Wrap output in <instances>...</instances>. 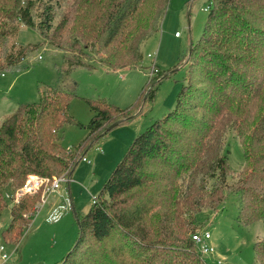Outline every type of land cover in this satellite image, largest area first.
I'll use <instances>...</instances> for the list:
<instances>
[{
	"label": "trees",
	"instance_id": "1",
	"mask_svg": "<svg viewBox=\"0 0 264 264\" xmlns=\"http://www.w3.org/2000/svg\"><path fill=\"white\" fill-rule=\"evenodd\" d=\"M66 1L0 0V71L24 68V59L42 45L5 48L3 42L17 35L20 24L60 48L51 38ZM85 1L98 7L84 21L87 11H80L76 31L84 48L96 49L99 58L90 56L88 64L65 55L66 73L97 64L108 71L137 67L142 45L158 35L171 2ZM212 2L205 30L186 56L188 79L175 108L134 138L89 212H75L79 237L53 264H207L192 239L197 217L219 208L231 192L239 196V222L264 221V0ZM165 77L153 76L147 99H154ZM40 94L39 101L20 104L0 126V214L7 206L4 187L15 192L30 175L57 174L70 181L88 149L133 118L116 104L87 99L93 112L88 135L68 150L61 141L66 125L79 124L70 114L75 94L50 86ZM229 129L246 157L234 183L228 182L234 174L226 150ZM43 190L15 202L3 238L24 235ZM254 251L256 264H264V237L255 241Z\"/></svg>",
	"mask_w": 264,
	"mask_h": 264
},
{
	"label": "rangeland",
	"instance_id": "2",
	"mask_svg": "<svg viewBox=\"0 0 264 264\" xmlns=\"http://www.w3.org/2000/svg\"><path fill=\"white\" fill-rule=\"evenodd\" d=\"M209 5H213L212 0H171L160 32L141 47L143 60L137 67L124 71H108L97 64L93 70L76 66L66 73L65 55L75 54V58H82L88 64L90 56L99 58L96 49L84 48L86 41L76 31L80 11H87L84 21L98 7L85 0H67L57 11L55 38L51 39L60 44V48L49 44V40L44 41L36 29L22 24L16 36L3 42L7 49L13 43L42 45L24 59V68L0 71V126L20 104L39 101L41 91L48 86L61 87L75 94L70 114L79 124L66 125L61 141L68 150L75 149L88 135L93 112L87 99L104 100L133 113L132 119L112 129L88 149L85 157L89 162L82 159L71 180L63 182L59 192L49 194L48 202L39 212H34L29 228L18 240L12 236L5 239L2 233L11 222V209L16 202L14 194L20 188L15 192L10 185L3 188L7 206L0 214V247L4 246L10 255L7 264H53L66 257L79 237L75 212H89L93 196L99 195L134 138L175 108L178 94L188 79L190 64L186 56L192 43H196L205 30L211 10L204 8ZM153 59L157 64L154 68ZM153 76L167 77L157 85L155 97L150 100L146 94ZM226 150L234 173L228 182L234 183L246 164V157L241 141L231 129L227 133ZM40 201L36 207L40 206ZM59 205L68 208L59 219L53 220L50 214ZM239 206L238 194L231 192L219 208L198 214V231L210 232L207 245L214 249L203 254L196 247L207 264H256L254 243L264 237V221L258 219L248 225L242 224L237 220Z\"/></svg>",
	"mask_w": 264,
	"mask_h": 264
},
{
	"label": "built area",
	"instance_id": "3",
	"mask_svg": "<svg viewBox=\"0 0 264 264\" xmlns=\"http://www.w3.org/2000/svg\"><path fill=\"white\" fill-rule=\"evenodd\" d=\"M212 8V5H209L208 7L204 8L205 11H210ZM179 35V33H178ZM41 59L42 56H39ZM153 66V67H152ZM152 68L156 66V60L153 59L152 62ZM84 161L89 162V160L84 157ZM67 181L64 176H53L51 178H43L40 176L30 175L24 184L23 187L20 188V190L15 193L14 198L16 197V202L20 199V197L24 194H33L37 192L40 188H44L42 200L40 201V206L36 207L35 212H39L41 210V207H43L48 202V196L50 193L59 192V189L61 188V185L63 182ZM98 199V196H93V203H96ZM68 208L67 205H59L57 208H54L52 213L50 214V218L53 220L59 219L63 212L66 211ZM211 238V234L209 231L201 232L197 231L193 234L192 239L196 244V247H199L201 253L207 254L212 252L214 249L212 247H209L207 245V241ZM0 258L2 260V264H7V261L10 259V255L6 251L4 246L0 247Z\"/></svg>",
	"mask_w": 264,
	"mask_h": 264
},
{
	"label": "crops",
	"instance_id": "4",
	"mask_svg": "<svg viewBox=\"0 0 264 264\" xmlns=\"http://www.w3.org/2000/svg\"><path fill=\"white\" fill-rule=\"evenodd\" d=\"M176 36H178V32H176ZM73 204V203H72Z\"/></svg>",
	"mask_w": 264,
	"mask_h": 264
},
{
	"label": "water",
	"instance_id": "5",
	"mask_svg": "<svg viewBox=\"0 0 264 264\" xmlns=\"http://www.w3.org/2000/svg\"><path fill=\"white\" fill-rule=\"evenodd\" d=\"M117 125V124H116Z\"/></svg>",
	"mask_w": 264,
	"mask_h": 264
}]
</instances>
